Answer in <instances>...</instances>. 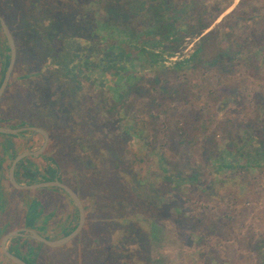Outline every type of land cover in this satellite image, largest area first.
Instances as JSON below:
<instances>
[{
  "label": "rangeland",
  "instance_id": "obj_1",
  "mask_svg": "<svg viewBox=\"0 0 264 264\" xmlns=\"http://www.w3.org/2000/svg\"><path fill=\"white\" fill-rule=\"evenodd\" d=\"M25 2L18 0L19 11L6 20L19 36L15 79L29 77L11 95L34 101V121L81 138L75 147L90 152L91 162L83 156L67 160L65 171L69 178L76 172L81 177L89 226L127 216L130 208L120 202L124 190L131 180L146 183L136 189L145 202L136 217L151 220L144 225L152 241L145 231L114 234L123 244H113V264H264V0ZM14 5L15 0H0V16L5 19ZM204 23L212 26L203 35L218 32L220 56L212 50L207 59L193 61ZM232 24V37H224ZM98 29L112 46L149 38L155 53H162L157 67L164 68L144 71V55L133 67L119 57L125 70L118 74L101 61L103 68L80 73L82 88L74 91L66 68L48 69L59 39L49 37L78 33L75 41L83 42L93 31L98 39ZM179 30L193 33L183 39ZM24 35L37 44L22 42ZM70 44L64 47L72 49ZM173 44L178 50L169 54ZM180 63L184 67L175 69ZM69 143L61 144L63 154ZM236 145L248 147L257 165L224 168L247 163L232 156ZM70 247L43 252L38 264H77L79 254ZM102 256L94 254L96 260Z\"/></svg>",
  "mask_w": 264,
  "mask_h": 264
},
{
  "label": "flooded vegetation",
  "instance_id": "obj_2",
  "mask_svg": "<svg viewBox=\"0 0 264 264\" xmlns=\"http://www.w3.org/2000/svg\"><path fill=\"white\" fill-rule=\"evenodd\" d=\"M5 22L12 34L17 55L9 84L0 97V128L20 131V133L18 135L0 134V199H6L5 203L2 200L0 201V210L4 208L2 212L3 224L0 228V256L6 260L5 263L0 262V264H16L5 255L2 248V242L8 234L21 231L23 235L30 237L31 233L29 231L31 230L49 241L56 242L70 236L78 228L81 221V214L74 201L62 189L48 187L26 190L18 189L12 184L10 172L15 160L20 155H26V157L15 168L14 176L19 185L33 186L51 182L64 184L80 198L86 220L81 233L74 240L61 247L52 248L34 239L15 237L8 243V251L26 264H38L43 252L55 251L72 245L70 248H75V251L79 254V257L75 260L77 264H105L103 261L91 259L94 255L90 253L92 248L90 249L87 244L84 248V242H89L94 236L93 228L90 236L87 234L88 230L85 232L91 211L81 192V177L77 172L70 178L68 177L65 171L69 170V167L61 163L57 156V150L53 147L57 139L56 135L61 137L63 133L58 134L54 131V127H46L40 122L34 121V101L30 100V103L29 101L20 102L14 95H11L15 84L20 86L22 80L29 77L20 76L15 79L20 60L19 36L6 20ZM0 27L2 28L1 23ZM2 39L4 44L0 45V89L11 63V52L4 31L3 36L0 31V41ZM7 61L9 62L8 65H6ZM22 86L20 88L28 90V93L34 95L32 90H29L30 87ZM29 129L45 131L48 135V141L39 131ZM63 136L65 137L64 141L69 139L65 133ZM64 143L67 145V142ZM31 173H37V177L31 179ZM56 173H59V175ZM14 216L16 217L14 218ZM16 238L29 240L31 244L26 247L23 242L13 243ZM36 242L45 246H39Z\"/></svg>",
  "mask_w": 264,
  "mask_h": 264
},
{
  "label": "trees",
  "instance_id": "obj_3",
  "mask_svg": "<svg viewBox=\"0 0 264 264\" xmlns=\"http://www.w3.org/2000/svg\"><path fill=\"white\" fill-rule=\"evenodd\" d=\"M15 1L17 2V6L14 5L13 8H11L9 10L10 13L8 14V11H7V13L4 16L5 20H7V21L9 20L8 19L9 15L10 16L12 14L16 15V11H19V10H17L19 8L18 0H15ZM25 1H26L25 3H30L32 1L36 2L37 0H25ZM111 10H113V8L112 9L110 8L107 12L111 13L112 12ZM114 12H115V9H114ZM1 15H4V14H1ZM54 19H53V22H56ZM56 19H57V17H56ZM235 25L232 24L231 26L226 27L224 37H228V38L232 37V35H233L232 29ZM211 26H212V24H210V23H208V24L204 23V24H202V27L200 28V32L197 33V35H198L197 37L199 38L198 50L195 52V55L192 57L193 61H195V60L200 61V60H203L204 58L207 59V57L209 56V53L212 50L215 51V53H217L218 56H220V50L221 49L219 46H221V45L217 39V36H218L217 30L210 31V32L206 33L205 35H203L204 31H207L208 29H210ZM220 27H222V26H220ZM190 30L193 31L194 27H190ZM0 31H1V34L3 36V30L1 27H0ZM97 32H98V35H97L98 39L94 38L95 34L93 31L91 34H87V38H85V37L83 38V42L75 41L74 38H76V35L78 33L75 35V37L73 35H72L73 37H64V38H67L65 40H64V38H61V37H63V35H61V34L59 36L51 34V37H49L51 42H53V40H57V38H59L58 40H60V42L58 40L56 41L58 46H55L53 48V53H52L53 56L50 57L51 59H53V61L51 62L52 65L48 64V69L50 70L51 68H53L56 72L59 73V71L66 68L67 69L66 73L68 75V79L71 81V83H72L71 86H72L74 91L77 90L78 88H82L80 73H82L84 76H86L87 75L86 72L91 70L93 67L94 68L95 67L96 68H103L104 65L102 63H100L101 61L105 62V60H107L109 62V64H108L109 66L106 65V67L111 66L114 70H117L118 74H120V72L122 70H125L123 67L120 66L121 64H119L118 61L116 60L119 57H124L125 58L124 60L127 62V64H129L127 66L133 67L131 62H133L135 60V58H137V57L139 58L140 56L144 55V56H146V60H147L146 66L142 65V68L144 69V71L147 70V68L152 69V70H155L157 68H159V69L164 68L163 66L157 67L160 58H162V53L161 54L155 53L154 44H152L150 42L149 38H146L145 41L142 40L141 43H139L140 39L138 37H135V40L130 41V43L123 42L121 44V42H120V43H117L114 46H112L111 43L105 41V38L103 36L101 29H98ZM192 33L193 32H191V31H183V30L177 31V34H180V35L183 34V37H182L183 39L186 38L185 36H188ZM156 34L157 33H155L153 35H156ZM99 37H102L103 39L99 38ZM22 39H23L22 42H24L25 44L30 41V43H29L30 46L32 43H33V45L37 44V42L34 43V41H31L30 39H26L25 35H24V38L22 37ZM64 42H65V45H66V43L67 44L71 43L70 46L72 44H74V47L72 49L70 47H64ZM132 42H138V43H136V45L139 46V49ZM2 44H4L3 39H2V41H0V45H2ZM133 45H134V47H133ZM140 46H142V47L140 48ZM114 47H115L114 54H116L115 56H113L112 50H111ZM176 50H178V46H174V44H173V46H169L167 48V51L169 54H174L176 52ZM19 51H20V49H19ZM120 54H122V56H119ZM108 55H110V56H108ZM62 58L66 59V62H64L63 64H62V62H63ZM97 59L99 61H97ZM94 61L95 62L97 61L99 63H97V65H94V63H93ZM8 63L9 62L7 61L6 65H8ZM174 67H175V69L181 70L184 67V65L180 63V64L175 65ZM82 69H83V71H82ZM36 76H38V75L36 74ZM54 131H57L58 134L63 133V135H64V133L68 132V131L65 132L64 129L58 130L57 127L54 128ZM67 134L70 135V133H67ZM63 135H61V137H60V135H56L57 140L55 141V144H54V146H60V148L58 147L57 156L63 165H68L67 160H73L74 158L80 157V156H83L84 158L90 156V152L87 153L88 155H84L85 153L83 154V151L85 149L84 150L82 149L83 150L82 153H79V151L77 150V147H75V145L77 143L76 141H79L81 138L72 135V136H69L70 140L68 139L67 141H64L65 137ZM181 135L183 138L188 137L185 130H182ZM60 139H62V140H60ZM83 140H85V142H87V140L85 138ZM63 141L64 142L70 141L69 148L67 150L64 149V152H65L64 154L60 150L63 148L61 145L63 143ZM238 142H241V140L236 139V143H238ZM78 146H80V144ZM234 150H235V152L232 154V156L234 158L239 156V159H245L246 158L247 163L245 165L226 164L224 166V168L233 169V168L238 167V168H241L244 170H248V169H252L251 167H253L254 165H257L256 160H253L252 156H250V155L248 156L247 153L245 152L246 150H248V147L244 148V145H238V146L236 145ZM86 160L91 162V160H89L87 158H86ZM68 167L70 168V164L68 165ZM56 174L59 175V173H56ZM30 177H31V179H35L37 177V173H31ZM131 181L132 182L129 184V188L127 190H124V192H123V195H125V197L123 196L122 200L120 201L122 204L121 207H124L127 205L129 206V208H130L129 214L125 217H120L121 220L119 219L118 221H116V219L113 217L114 220L112 222H110V225L109 224L107 225V221L105 222V224L103 222L99 221V223L97 224L96 227H92V226H89L90 222H88L86 230H85V232H87V230H88L87 234L90 236L91 235L90 232L92 231L91 229L93 228L94 236H93L92 240L89 239L90 241L88 242L89 248L90 249L92 248L90 250V253L92 255H94L96 252H102V255H103L102 259H98V260L103 261L105 264H113V262H115L113 259L114 255L112 256V254L115 253V250L113 248L114 247L113 244L114 245H122L123 244V241L119 242L118 240H116L118 242V244H116V241L114 240V237H113L114 234H116V237H117V236H121L122 233L125 232L126 230L129 233H131L132 235H133V233H136L137 230L139 232L145 231V233H147V236H148L147 238L152 241V234L148 232V230L145 228V225H144L145 223H148V224L152 223L151 220L142 219V221H141L140 219H138L136 217V215L138 214V209L141 206L145 205L144 199H142L136 193V189H138V185L143 186V184H146V183L140 182V180H136V181L131 180ZM116 205L119 206V204L114 205L115 209L118 208ZM116 216H118V215H116ZM124 226H125V228H124ZM89 227H91V228H89ZM113 229H115V230H113ZM116 230H118V231H116ZM116 232H120V233H116ZM17 242H23L26 247L31 244V241L23 240L21 238H16L13 240V243H17ZM36 243L39 246H42V247L45 246L41 243H38V242H36ZM85 246L86 245L84 244V248H85ZM109 252H110V254H108ZM111 257L113 260L111 259ZM130 258H133V256H131ZM91 259L96 260L94 258V256H92ZM105 260H107V261H105ZM107 262H109V263H107Z\"/></svg>",
  "mask_w": 264,
  "mask_h": 264
},
{
  "label": "water",
  "instance_id": "obj_4",
  "mask_svg": "<svg viewBox=\"0 0 264 264\" xmlns=\"http://www.w3.org/2000/svg\"><path fill=\"white\" fill-rule=\"evenodd\" d=\"M0 23L2 26V29L5 33L6 39H7V43L11 52V63L9 66V69L7 71L5 80L3 82V85L0 89V97L2 96V94L4 93V91L6 90L10 78H11V74L13 72L14 69V65L16 62V55H17V50H16V46L14 44V40L12 37V34L10 32L9 27L7 26L5 20L0 17ZM8 49V50H9ZM29 130H34V131H39L40 133H42L46 140L48 141V135L45 131L43 130H38V129H29ZM18 133H20V131H15V130H11V129H5V128H0V134H8V135H18ZM24 157H26V155H20L14 162L11 172H10V179L12 184L17 187L18 189H26V190H35V189H39V188H48V187H58L60 189H62L64 192H66L74 201L76 207L78 208L80 214H81V221H80V225L78 226V228L68 237L60 240V241H56V242H52L49 241L43 237H41L39 234H37L34 231H29L31 233V236H25L22 234L21 231H17V232H12L10 234H8L3 242H2V248L3 251L5 253V255L11 259L13 262H15L16 264H26L24 261L20 260L19 258H17L16 256H14L13 254H11L8 249H7V245L8 243L15 237H25V238H30V239H34L37 241H40L42 243H45L46 245L52 247V248H57V247H61L69 242H71L72 240H74L82 231L84 224H85V211H84V207L83 204L80 200V198L76 195V193L71 190L70 188H68L67 186H65L64 184L60 183V182H51V183H43V184H39V185H33V186H21L18 184V182L15 179L14 173H15V168L17 166V164L24 159Z\"/></svg>",
  "mask_w": 264,
  "mask_h": 264
}]
</instances>
